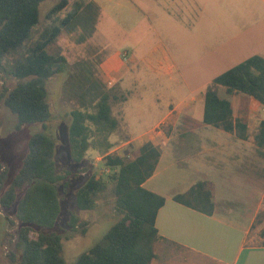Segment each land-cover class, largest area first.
<instances>
[{
  "label": "trees",
  "instance_id": "1",
  "mask_svg": "<svg viewBox=\"0 0 264 264\" xmlns=\"http://www.w3.org/2000/svg\"><path fill=\"white\" fill-rule=\"evenodd\" d=\"M43 1L0 0V71L18 79L15 86L2 91L0 100L16 114L18 129L25 123L45 124L50 120L47 81L68 67L66 56L53 51V46L65 33L80 31L83 39L78 40L87 39L95 31L102 11L96 0H59L42 23ZM77 66L83 77L73 75L67 90L75 99L68 127L71 156L81 162L97 144L104 157L103 169L94 170L77 189L76 205L81 210H92L112 197L119 218L98 242L77 257L75 264H152L160 238L156 218L166 198L147 189L144 182L154 174L161 149L146 141L133 145V151L127 150L132 154L130 158L109 152L113 146L109 137L121 126L113 105L127 100V94L120 87H108L97 76L86 75L88 67ZM239 94L264 106L263 55L247 57L208 84L202 121L264 147V119L251 131L247 118L235 115L233 97ZM56 152L57 142L51 134L46 130L34 132L19 169L0 189V206L8 214L5 218L17 226L21 264H67L63 235L56 226L62 211L60 184L65 179L67 188L69 181L57 171ZM4 174L0 172V184ZM174 200L207 215L214 213V193L206 180L176 194ZM77 224L78 216L73 214L70 225L74 231L78 230ZM262 234L264 237V230ZM11 258L14 261L13 254Z\"/></svg>",
  "mask_w": 264,
  "mask_h": 264
},
{
  "label": "rangeland",
  "instance_id": "2",
  "mask_svg": "<svg viewBox=\"0 0 264 264\" xmlns=\"http://www.w3.org/2000/svg\"><path fill=\"white\" fill-rule=\"evenodd\" d=\"M58 1L41 3L42 23ZM99 1L104 9L91 36L79 41L80 31L65 33L53 46V51L66 56L68 67L47 81L50 120L45 124L25 123L18 129L16 114L0 100V172L5 173L0 189L19 169L28 151L29 137L34 132L46 130L57 142V171L69 181L67 188L65 179L60 184L62 211L56 226L63 235V255L67 264H75L77 257L98 242L119 218L112 197L92 210H81L76 205L77 189L94 170L103 169L104 153L96 144L81 162L72 159L68 127L75 99L67 90L72 86L68 83L72 82L73 75L83 77L75 66L88 67L90 71L86 75L97 76L108 87H120L127 94L128 100L113 105L121 126L109 137L113 143L109 152L130 158L132 154L129 155L127 150L133 151V145L126 143L131 138L129 126L137 134L157 126L167 137H177L188 126L201 125L208 84L247 57L264 56V22L255 30L258 43L252 52L238 50L234 43L225 44V34L240 29L237 25L240 19L257 13L247 2L249 0ZM126 53L127 61L123 59ZM132 65L135 68L130 70L123 87V74ZM114 71L120 73L116 79L112 78ZM17 83L16 77L0 71V96L5 88ZM233 105L235 115L247 118L252 131L264 119L262 105L255 99L239 94L233 98ZM73 214L78 216L77 231L70 225ZM5 215L8 214L0 206V264H21V250L16 246L17 226ZM10 216L14 217L13 214ZM82 221L86 222L84 226ZM83 227L85 232H82ZM173 264L185 262L177 258Z\"/></svg>",
  "mask_w": 264,
  "mask_h": 264
},
{
  "label": "crops",
  "instance_id": "3",
  "mask_svg": "<svg viewBox=\"0 0 264 264\" xmlns=\"http://www.w3.org/2000/svg\"><path fill=\"white\" fill-rule=\"evenodd\" d=\"M247 2L257 13L240 19V29L226 33L225 44L252 52L258 43L255 30L264 22V0ZM123 59L127 61V53ZM133 68L122 73L123 87ZM118 76L114 71L112 78ZM202 116L201 125L188 126L177 137H167L157 126L139 134L129 126L131 138L126 143L152 141L161 149L154 174L144 182L166 198L156 218L160 238L152 264H173L177 258L185 264H264V147L206 124ZM199 180L208 181L213 190L212 215L174 200Z\"/></svg>",
  "mask_w": 264,
  "mask_h": 264
},
{
  "label": "built area",
  "instance_id": "4",
  "mask_svg": "<svg viewBox=\"0 0 264 264\" xmlns=\"http://www.w3.org/2000/svg\"><path fill=\"white\" fill-rule=\"evenodd\" d=\"M262 110L264 111V106L262 105ZM158 130H160V129H158Z\"/></svg>",
  "mask_w": 264,
  "mask_h": 264
}]
</instances>
